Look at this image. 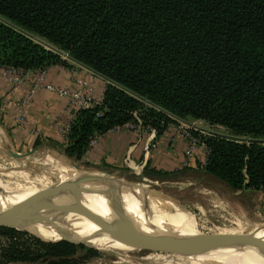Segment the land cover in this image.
Masks as SVG:
<instances>
[{"label":"trees","instance_id":"obj_1","mask_svg":"<svg viewBox=\"0 0 264 264\" xmlns=\"http://www.w3.org/2000/svg\"><path fill=\"white\" fill-rule=\"evenodd\" d=\"M60 52L107 82L99 105L76 111L63 142L37 147L77 165L93 138L134 112L157 134L171 115L202 119L228 132L203 139L205 165L143 175L199 172L217 181L231 208L260 205L264 0H0V66L66 65ZM24 237L0 225V264H85L95 255L83 243Z\"/></svg>","mask_w":264,"mask_h":264},{"label":"rangeland","instance_id":"obj_2","mask_svg":"<svg viewBox=\"0 0 264 264\" xmlns=\"http://www.w3.org/2000/svg\"><path fill=\"white\" fill-rule=\"evenodd\" d=\"M59 54L66 63L72 62V59L64 53L60 52ZM170 117L173 119L172 123L178 127L181 125L184 127L189 125L196 127L198 131L192 130V133L201 141L210 135L228 136L225 128L219 125H211L202 119L191 117L183 119L173 115ZM130 123L137 124L134 119ZM178 127L177 129L179 130ZM132 128L136 129V126ZM241 139L248 140L247 137H242ZM11 152L5 150L0 142V188L2 189L33 187L38 193H48L55 190L69 189L91 179L114 177L122 182L143 185L146 188L168 195L177 203L175 202L174 204L167 201L166 204L170 205L171 208L178 207L183 210L185 215L194 222L197 230L209 240L228 239V237L230 238L239 231L245 232L247 236L252 235L255 230L261 228V225L264 224V199L260 202V205L258 203L255 206L245 202L242 209H240V203L234 202L235 208L233 209L231 208L232 205L228 203V199H224L222 196L226 192L224 193L220 186L216 184L217 181L201 175L199 172L181 171L170 180L162 181L144 176V170L138 173L128 167H114L109 164L102 165V163L97 164L100 166L98 168L94 166L93 162L84 160L77 161V165H73L63 160L62 157L52 158V160L48 159L44 151H37L30 155L19 154L18 156L11 155ZM86 163L90 166H86ZM199 165L200 162H197L196 167ZM147 169L152 170L155 168L148 167ZM175 170L177 169L163 171L172 172ZM147 198L162 202L154 197ZM115 201L110 196L107 204L118 211L120 205H117ZM125 204L130 206L125 212L128 218L145 223L150 221L151 215L148 217L147 212L139 209L136 202L130 201V203ZM11 217L14 220H18L14 216ZM84 223L88 224V222ZM116 223L114 220L107 222L108 225ZM7 227L18 230L22 240L28 239V237H24V234L27 233L29 236H35L42 240L56 241L63 239L70 242L83 243L87 248L95 252V255L91 256L85 264H185L184 260L175 258L174 250L172 251V249L154 239H147L132 244L100 238L60 239L57 237L70 235L71 233L77 236L79 232L69 231L61 235L47 237L39 236L27 229L22 230V228L14 226ZM47 227L46 225L43 229H47L51 233L66 229L56 226L53 228ZM254 253L259 255L258 253H264V251L257 249Z\"/></svg>","mask_w":264,"mask_h":264},{"label":"crops","instance_id":"obj_3","mask_svg":"<svg viewBox=\"0 0 264 264\" xmlns=\"http://www.w3.org/2000/svg\"><path fill=\"white\" fill-rule=\"evenodd\" d=\"M46 70L47 81L61 87L74 88L76 79H86L93 84L96 96L100 95L107 82L101 75L73 60L66 65L48 66ZM30 84L31 78L14 89L0 76V142L5 150L12 151L11 155H30L44 151L48 159L61 158L58 152L49 150L46 145L40 148L36 145L49 140L63 142V131L73 120L76 110L68 109L66 100L56 93L40 90L26 108L25 125L20 126L16 121L17 103ZM177 127L169 123L161 134L156 133L158 146L147 156L144 155V145L148 132L129 126L109 130L96 137V143L89 150L86 161L93 162L98 168L100 166L97 164L102 163L128 167L138 173L148 167L181 169V154L187 146V140ZM201 156V151L196 150L195 159L198 160Z\"/></svg>","mask_w":264,"mask_h":264},{"label":"bare ground","instance_id":"obj_4","mask_svg":"<svg viewBox=\"0 0 264 264\" xmlns=\"http://www.w3.org/2000/svg\"><path fill=\"white\" fill-rule=\"evenodd\" d=\"M111 185L113 184L104 183L99 185H85L72 196L66 195L67 190H55L50 192L55 195V200L46 198L42 201L37 198H26L28 195H35L38 193L33 187L15 189L0 188V192H5L7 194L4 197L0 195V213L9 209L45 213L51 209V206L45 204V202L64 203L71 201L75 197H81L84 203L81 211L87 218L79 214L69 213L62 214L59 218L46 220L38 219L25 221L21 215H14L18 220H14L12 217H8L7 220L13 223V225L20 226L22 230L27 229L39 236L52 237L69 231H78L79 233L77 236H75L74 233H71L70 235H63L57 238H100L108 241L126 243L150 239L155 233L150 229V224L158 223L161 227L159 228L162 231L172 233L181 240L206 241V238L197 230L194 222L185 215L183 210L178 207L171 208L170 205L166 204L167 200L160 199L148 193L144 194L143 191L139 189L134 190V195L128 190H125L120 198H111H114L116 200L115 203L120 205L118 211L122 212L124 215L129 206L125 203H130V201L136 202L141 210H143V206L147 207L151 213L150 221L145 223L128 218L126 215L125 218H120L119 215L115 214L118 211L114 210L112 206L107 204L109 196L100 194L102 191L110 189ZM44 193L46 192H41V194ZM147 197H154L162 202ZM175 202L176 201L173 203L175 204ZM95 215L102 217L103 220H90L91 217ZM110 220H114L117 223L114 225H108L107 222ZM84 222H88V224ZM46 225L48 226L47 228H53L56 226L58 228L66 229L51 233L48 232L47 229H43ZM125 225H130L131 228L123 231V234L120 237H116L118 230ZM107 231L111 232L108 234ZM254 234L257 236L258 240L264 242V228L261 227L255 230ZM248 236L245 235V232L242 233V231H239L230 238L228 237V240L246 238ZM167 247L172 249V251L174 250L175 258L184 260L185 264H264V253H258L259 255H256L254 252L255 250L257 251L258 248L253 246L224 247L213 251L199 253L186 252L170 246ZM252 251L254 252L250 255Z\"/></svg>","mask_w":264,"mask_h":264},{"label":"built area","instance_id":"obj_5","mask_svg":"<svg viewBox=\"0 0 264 264\" xmlns=\"http://www.w3.org/2000/svg\"><path fill=\"white\" fill-rule=\"evenodd\" d=\"M65 55L68 56L67 54ZM93 73L96 72L93 71ZM46 74V68L26 70L13 66H0V76H2L6 81H8L14 89H18L19 85L23 81L29 80L31 78V84L27 87L25 94L18 100L17 103L16 121L20 126L25 125L26 108L33 101L34 97L36 96V93L40 90L54 92L60 97H63L66 100L67 108L76 111L78 109L90 108L101 103L105 87L101 91L100 95L96 96L94 93L93 84L84 78L76 79L74 88H66L47 81ZM133 116L137 124H131L130 122H128L123 126H129L131 128L133 126H136V128H138L139 130H144L148 132L146 143L144 145V155L147 156L158 146L156 140V129L148 125H143L141 119L139 118L136 112L133 113ZM68 126L65 131H63V140H65V135L67 133ZM116 128H113L111 130H114ZM178 128L181 134L187 140V146L181 154L180 168H196L197 162H200V165L198 167L205 165L208 157L207 146L203 141L199 140L192 133V130L198 131V129L190 125L185 127L181 125ZM95 143L96 137L90 141L89 148L83 157L84 161H86L87 154ZM196 150H200L202 153V156L198 160L195 159Z\"/></svg>","mask_w":264,"mask_h":264},{"label":"water","instance_id":"obj_6","mask_svg":"<svg viewBox=\"0 0 264 264\" xmlns=\"http://www.w3.org/2000/svg\"><path fill=\"white\" fill-rule=\"evenodd\" d=\"M75 165V164H73ZM104 183H111L113 186L110 189H107L105 191H102L100 194L105 195V196H111L114 198H120L121 194L123 191L128 190L131 192L133 195L135 189L142 190L144 194H150L154 195L160 199L167 200L170 202H174L172 198H170L168 195L156 191L154 189H149L144 187L143 185H138V184H132V183H125L120 181L117 178L114 177H105L101 179H91L84 181L78 185H75L74 187H71L67 190L66 195L67 196H72L74 195L77 191L81 190L85 185H99V184H104ZM0 195L2 197L6 196L7 194L5 192H0ZM26 198H37L40 201L45 200L46 198H51L52 200H55L56 197L53 193L46 192L44 194L37 193L35 195H28ZM45 204H48L51 206L50 211L45 212V213H37L34 211H18L14 209H9L6 211H3L0 213V225L4 226H14L20 228V226L13 225L10 221L7 220L8 217L14 216V215H21L23 220H38V219H51V218H59L62 214H79L85 218H87L83 212L81 211V208L84 206V203L82 201L81 197H75L71 201L64 202V203H50L45 202ZM143 211L148 213V217L151 215L148 208L143 206ZM116 215H119L120 218H125V215L122 212H116ZM90 220H103L102 217L95 215L91 217ZM160 225L157 223H151L150 224V229H152L155 233L151 236L150 239H154L156 241L161 242L164 244L166 247L170 246L175 249H179L182 251L186 252H192V253H199V252H208V251H213L216 249L224 248V247H238V246H253L256 247L260 250L264 251V242L260 241L257 239V236L255 234H252L246 238H238V239H233V240H209L206 239V241H185L179 239L176 235L168 232L162 231L160 228ZM262 228H264V224L261 225ZM130 225H125L122 227L120 230H118V233L116 237H120L123 233V231L130 229ZM111 231H107L109 234ZM62 239V238H60ZM69 239V238H66ZM139 241H135L133 243H137ZM132 244V243H131ZM169 248V247H168Z\"/></svg>","mask_w":264,"mask_h":264}]
</instances>
